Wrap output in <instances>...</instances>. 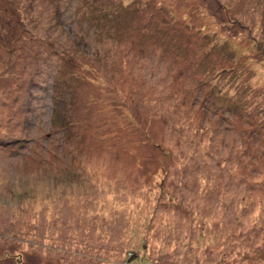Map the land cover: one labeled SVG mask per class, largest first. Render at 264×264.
<instances>
[{"label":"rangeland","instance_id":"obj_1","mask_svg":"<svg viewBox=\"0 0 264 264\" xmlns=\"http://www.w3.org/2000/svg\"><path fill=\"white\" fill-rule=\"evenodd\" d=\"M16 261L264 264V0H0Z\"/></svg>","mask_w":264,"mask_h":264},{"label":"trees","instance_id":"obj_2","mask_svg":"<svg viewBox=\"0 0 264 264\" xmlns=\"http://www.w3.org/2000/svg\"><path fill=\"white\" fill-rule=\"evenodd\" d=\"M97 11H98V10H97ZM97 11H96V12H97ZM100 12H101V11H100ZM99 14H100V13L97 12L96 15H99ZM60 92H61V93H60ZM60 92H59V93L62 95V94H63V90H60ZM58 99H61V98H58ZM63 102H64V100H63ZM58 109H59V108H58ZM60 112H61V109H60ZM61 113H62V112H61ZM61 113L56 112L55 119H56L57 121H58V119H59V120L61 119V116H60ZM57 124H58L59 126L62 125V124H60V123H58V122H57ZM16 263H17V261H16ZM17 264H18V263H17Z\"/></svg>","mask_w":264,"mask_h":264}]
</instances>
